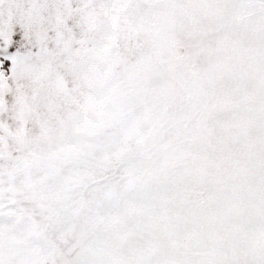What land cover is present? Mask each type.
I'll list each match as a JSON object with an SVG mask.
<instances>
[{"label":"snow or ice","instance_id":"obj_1","mask_svg":"<svg viewBox=\"0 0 264 264\" xmlns=\"http://www.w3.org/2000/svg\"><path fill=\"white\" fill-rule=\"evenodd\" d=\"M0 264H264V0H0Z\"/></svg>","mask_w":264,"mask_h":264}]
</instances>
